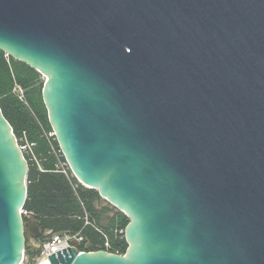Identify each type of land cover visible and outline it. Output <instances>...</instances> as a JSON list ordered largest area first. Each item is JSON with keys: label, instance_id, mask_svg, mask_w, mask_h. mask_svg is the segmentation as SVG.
Masks as SVG:
<instances>
[{"label": "water", "instance_id": "1", "mask_svg": "<svg viewBox=\"0 0 264 264\" xmlns=\"http://www.w3.org/2000/svg\"><path fill=\"white\" fill-rule=\"evenodd\" d=\"M0 51L45 77L73 177L123 213L125 254L48 264H264V0H0ZM0 109V264L42 235Z\"/></svg>", "mask_w": 264, "mask_h": 264}, {"label": "trees", "instance_id": "2", "mask_svg": "<svg viewBox=\"0 0 264 264\" xmlns=\"http://www.w3.org/2000/svg\"><path fill=\"white\" fill-rule=\"evenodd\" d=\"M43 85L37 71L0 51V109L18 144L24 140L34 144L32 150L39 164L26 158L27 197L23 211L27 216L23 215V219L38 221L42 235L47 230L79 234L83 238L80 249L125 254L128 245L124 231L128 218L108 207L98 208L103 199L97 191L82 186L69 168L66 173L61 171L59 163H65V159L53 152L52 147L59 150L56 140L49 142L45 135L52 129L42 100ZM16 86L21 88L22 95L14 91ZM85 213L89 219L87 225ZM25 256L31 260L28 246Z\"/></svg>", "mask_w": 264, "mask_h": 264}, {"label": "built area", "instance_id": "3", "mask_svg": "<svg viewBox=\"0 0 264 264\" xmlns=\"http://www.w3.org/2000/svg\"><path fill=\"white\" fill-rule=\"evenodd\" d=\"M14 91H17L20 95H22V90L20 87L16 86L14 88ZM20 98H22V96H20ZM45 135L46 138L49 140V142H53L54 140H56L53 130L49 133H46ZM33 145L34 144H31L28 141L24 140L21 144H19V147L23 152L25 158H27L30 162L34 161L39 166L32 150ZM52 149L53 152L57 155V157L63 156L60 149L54 150L53 147ZM59 165L61 171L63 173H66V170L69 168L66 161L65 163L60 162ZM22 214L27 216V212L25 211H22ZM84 220L86 225L89 224L87 213H85ZM72 241L77 242L78 244L77 248L79 252H87V250L80 249V244L83 242V238L79 234H69V233L59 234L52 232V230H47L43 233L42 239L39 240V245L37 248L38 254L36 253L34 257H31L30 261L28 260L27 257L24 256L21 264H41L44 260L48 261V257L50 255L56 254L64 249H67L71 245ZM105 246L108 247L109 246L108 243H105Z\"/></svg>", "mask_w": 264, "mask_h": 264}, {"label": "rangeland", "instance_id": "4", "mask_svg": "<svg viewBox=\"0 0 264 264\" xmlns=\"http://www.w3.org/2000/svg\"><path fill=\"white\" fill-rule=\"evenodd\" d=\"M40 79L42 82H45V77H43L42 75H40ZM101 207H108L109 209L113 210L114 212H116L117 210L112 206L110 205L107 201L103 200L102 203L98 206V208H101ZM25 256V255H24ZM27 257V256H25Z\"/></svg>", "mask_w": 264, "mask_h": 264}, {"label": "flooded vegetation", "instance_id": "5", "mask_svg": "<svg viewBox=\"0 0 264 264\" xmlns=\"http://www.w3.org/2000/svg\"><path fill=\"white\" fill-rule=\"evenodd\" d=\"M39 240H40V237L35 241L36 246L39 245Z\"/></svg>", "mask_w": 264, "mask_h": 264}, {"label": "bare ground", "instance_id": "6", "mask_svg": "<svg viewBox=\"0 0 264 264\" xmlns=\"http://www.w3.org/2000/svg\"><path fill=\"white\" fill-rule=\"evenodd\" d=\"M49 262L47 260H44L41 264H48Z\"/></svg>", "mask_w": 264, "mask_h": 264}]
</instances>
